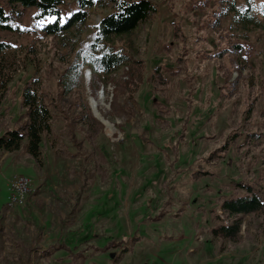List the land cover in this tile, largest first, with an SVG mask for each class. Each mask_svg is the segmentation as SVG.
Returning <instances> with one entry per match:
<instances>
[{"label":"rangeland","instance_id":"rangeland-1","mask_svg":"<svg viewBox=\"0 0 264 264\" xmlns=\"http://www.w3.org/2000/svg\"><path fill=\"white\" fill-rule=\"evenodd\" d=\"M101 1L102 6L89 8L78 40L68 45L33 30L53 15L29 17L36 6L25 12L20 24L30 30L10 34L13 47L0 53V92L7 91L1 107L11 121L23 111L19 93L29 78L39 76L55 92L58 66L87 43L94 23L113 10L110 0ZM150 1L156 7L153 18L129 36L145 73L134 99L123 102L121 97L125 112L109 113L111 79L123 67L102 75L96 97L90 95V73L84 68L85 99L103 124L94 142L81 127L72 89L57 102L82 141L80 152L64 156L58 151L74 149L59 114L54 120L62 136L52 145L43 141L39 168L23 146L0 149V264H22L24 257L28 264H264V225L258 218L243 215L231 247L229 239L213 237L211 231L233 218H221L217 211L224 216L217 196L228 191L230 181H255L264 200V0H235L240 6L249 3L259 24L248 31L252 49L237 56L245 63L240 68L244 78L231 96L222 94L216 63L203 56L223 45L205 25L210 9L194 8L198 0ZM78 8L77 0H67L58 20ZM175 25L183 40L172 36ZM181 51L180 68L171 74ZM221 60L226 63L225 57ZM156 63L167 68L163 74L169 84L152 92L147 75ZM236 74L232 71L231 77ZM231 129L240 132L235 140L227 138ZM245 131L259 132L256 148L245 143ZM97 150L106 158L107 175L101 180L94 169ZM214 150L222 153L216 161ZM15 174L29 179V189L21 201L8 204V184ZM51 244L50 257L38 259L37 249Z\"/></svg>","mask_w":264,"mask_h":264},{"label":"trees","instance_id":"trees-1","mask_svg":"<svg viewBox=\"0 0 264 264\" xmlns=\"http://www.w3.org/2000/svg\"><path fill=\"white\" fill-rule=\"evenodd\" d=\"M67 0H0V53L7 52L13 47L8 39L10 34H22L30 30L24 24H20L26 11L32 6H36V11L29 12V17H41L53 15L52 21L43 23L40 29L46 33L56 36L62 45L73 44L78 40L82 31L85 18L89 8L102 6L101 0H77L80 8L73 10L66 15L62 21L60 16V5ZM113 10L101 16L94 23V32L83 46L74 49L72 58L58 66L53 93L45 82L39 77L34 76L26 80L19 93L18 106L23 109L18 121H11L6 107H1L6 89L0 92V149L4 151H14L23 146L27 156L39 168L42 164V143L46 141L50 145L61 134L55 125V114H59L64 120L65 130L63 134L73 144L74 149L70 150L62 146L58 151L64 156H73L81 151L82 141L78 139L69 124L70 120L65 111L59 107L57 99L59 95L75 89L76 95L73 105L79 110V119L86 130V138L94 142L98 135L102 133L103 124L96 118L85 99L83 69L88 68L90 76L87 85L90 95L96 97L97 87L103 82L102 75L114 72L122 68L117 77H113L112 93L109 100V113L119 115L126 111L124 104H121V97L124 99H134L136 91L139 89L145 73L144 60L134 57L131 49L132 31L138 24L144 23L155 14V4L150 0H110ZM104 2V1H103ZM194 8L201 10L210 9L209 17L205 25L212 30L216 36L217 44H223L218 50L204 53L205 58L211 59L216 63V70L220 76L222 94L231 96L236 91L239 80L244 78L240 73V68L245 63L238 61L237 56H243V52L252 49L248 31L258 25L251 6L247 3L240 6L235 0H198L193 3ZM172 36L183 40L182 33L178 25L173 28ZM168 50V45L165 46ZM181 51L176 55V64L169 68V73L178 71L181 65ZM225 57V61H222ZM167 68L161 63L154 64L147 75V81L151 86V91L162 90L169 84V79L163 74ZM236 70L237 74L231 77V72ZM251 98L247 102L250 108ZM153 103H156L153 100ZM244 122H249L247 115ZM237 129H231L228 139L235 140L239 135ZM257 131H245V143L250 148H256L260 142L256 140ZM222 153L212 152L214 161L221 157ZM106 158L102 151L97 150L94 157V169L99 177L103 179L107 175L105 166ZM227 192H221L217 196L220 200V207L224 217L233 216L230 222H220L211 228L213 237L229 239V247L238 241V229L243 215L258 218V222L264 225V200L259 197L256 183L253 180L237 179L230 181ZM225 210V212H224ZM217 217V215L215 214ZM218 218V217H217ZM0 225V232H1ZM60 247V246H56ZM227 247V248H229ZM54 251V245L38 248L36 257L46 260ZM22 264H28L27 257L23 258Z\"/></svg>","mask_w":264,"mask_h":264},{"label":"built area","instance_id":"built-area-1","mask_svg":"<svg viewBox=\"0 0 264 264\" xmlns=\"http://www.w3.org/2000/svg\"><path fill=\"white\" fill-rule=\"evenodd\" d=\"M41 33H43V35L49 34L44 31H41ZM43 35L39 39V41L42 43L45 42L44 40L45 37ZM8 185H9V195L7 198V203L14 204L21 201L24 198L26 192L29 189V179L22 174H15L14 176L11 177ZM217 211L219 216L223 218L221 211L220 210Z\"/></svg>","mask_w":264,"mask_h":264},{"label":"bare ground","instance_id":"bare-ground-1","mask_svg":"<svg viewBox=\"0 0 264 264\" xmlns=\"http://www.w3.org/2000/svg\"><path fill=\"white\" fill-rule=\"evenodd\" d=\"M94 112H95V114H96V111L94 110ZM106 123V125H108V123L107 122H105Z\"/></svg>","mask_w":264,"mask_h":264},{"label":"water","instance_id":"water-1","mask_svg":"<svg viewBox=\"0 0 264 264\" xmlns=\"http://www.w3.org/2000/svg\"><path fill=\"white\" fill-rule=\"evenodd\" d=\"M95 116V115H94ZM100 120V119H99Z\"/></svg>","mask_w":264,"mask_h":264}]
</instances>
